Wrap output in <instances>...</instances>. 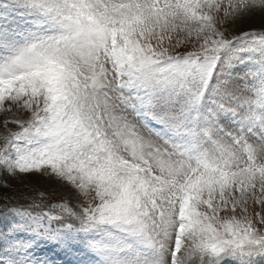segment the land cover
<instances>
[{"label": "snow or ice", "instance_id": "6c2138e0", "mask_svg": "<svg viewBox=\"0 0 264 264\" xmlns=\"http://www.w3.org/2000/svg\"><path fill=\"white\" fill-rule=\"evenodd\" d=\"M0 264H264V0H0Z\"/></svg>", "mask_w": 264, "mask_h": 264}]
</instances>
